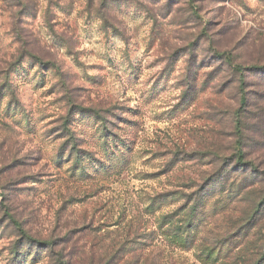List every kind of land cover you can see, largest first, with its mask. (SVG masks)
Wrapping results in <instances>:
<instances>
[{
	"label": "rangeland",
	"instance_id": "rangeland-1",
	"mask_svg": "<svg viewBox=\"0 0 264 264\" xmlns=\"http://www.w3.org/2000/svg\"><path fill=\"white\" fill-rule=\"evenodd\" d=\"M258 263L264 0H0V264Z\"/></svg>",
	"mask_w": 264,
	"mask_h": 264
},
{
	"label": "trees",
	"instance_id": "trees-1",
	"mask_svg": "<svg viewBox=\"0 0 264 264\" xmlns=\"http://www.w3.org/2000/svg\"><path fill=\"white\" fill-rule=\"evenodd\" d=\"M243 70L244 69H241L240 67H238L237 69H236V71L237 72H239L240 73V77H239V83H240V88H241V90H242V92L244 93L245 92V87H246V85L248 84L247 82H246V75H244L243 74ZM240 104H241V108L243 109V108H245L246 106H247V98H246V95H245V93L242 95V97H241V102H240ZM237 132L239 133V134H241V137H240V139H239V141L237 142L236 141V143H238V144H240L239 142H240V140L242 139V133H241V129H240V126H238L237 127ZM236 146H237V144H236ZM238 153H239V151H238ZM240 154V153H239ZM238 154V155H239ZM240 156H242V154L240 155ZM239 161H241V159H239ZM258 264H261V263H258Z\"/></svg>",
	"mask_w": 264,
	"mask_h": 264
}]
</instances>
